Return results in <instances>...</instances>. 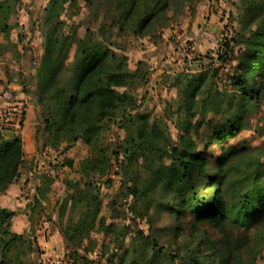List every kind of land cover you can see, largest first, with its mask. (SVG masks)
<instances>
[{
    "label": "rangeland",
    "instance_id": "1",
    "mask_svg": "<svg viewBox=\"0 0 264 264\" xmlns=\"http://www.w3.org/2000/svg\"><path fill=\"white\" fill-rule=\"evenodd\" d=\"M50 1L19 0L15 3L13 13L8 15L13 28L8 40L0 34V67L7 65L10 59H18L21 51L33 54L37 60L42 58L45 40L42 23ZM35 2L37 5L32 7ZM120 4L121 0H92L91 3L66 0L62 3L60 20L64 22L65 35L73 39L67 65L73 63L79 41H101L114 57L112 65L124 63L128 73L137 72L132 85L117 89L132 99L131 107L135 109L128 112L135 119L122 123L119 114L105 124L96 147L87 146L81 140L70 146L66 153L63 152L66 142L57 151L45 149L35 133L32 159L25 155L19 177L11 185L17 192L9 195L6 202L3 196L11 186L0 194V208L17 213L12 221V232L27 235L35 241L32 250L13 249L10 256L13 264H129V254L138 247L148 249L147 261L155 258L154 254L159 251L163 254L150 264H169L171 255H183L186 250L197 248L199 238L205 237L217 245L221 242L222 235L217 230L207 224H193L188 212L176 221L165 211L164 205H171L173 196L169 199L159 191L147 190L151 162L152 159L157 161L158 156L149 160L134 158L130 163L120 144L134 136L140 125L139 115L146 116L148 133H153L160 149L177 146L181 138L189 137L196 145V153L208 161L209 175L220 159L221 147L245 150L244 157L239 159L244 161L243 164L250 158L264 164V90L257 97L258 101L248 105L242 129L221 145L209 141L221 116H214L212 112L202 115L208 92L216 94L222 103L231 98L226 94L233 92L228 77L240 66L244 47L232 42L227 49L225 44L245 30L243 0H167L164 20L158 21L143 36L119 21ZM22 18L27 24L30 21V28L26 29L27 24H23ZM19 73L17 70L11 75ZM143 74H146V80L141 79ZM201 75L206 76V81L197 92L190 114L185 106V100H189L185 91ZM16 78L18 81L19 76L13 80ZM4 93L13 97L15 92L5 87L0 91V98L4 99ZM224 109L225 105L222 114ZM1 111L0 141L21 137L24 109L14 111L8 107ZM39 113L38 110L35 132L41 129ZM187 122L192 123V127L185 131L181 124ZM100 154L110 157L107 173L86 177L83 165L89 160L105 157ZM165 162L168 166L172 160ZM68 181L92 183L100 193V212L96 225L81 244L82 258L72 254L62 229L78 223L87 211L82 206L74 210L69 206L62 218L63 228L58 222L61 201L70 193ZM133 186L137 187L135 194ZM40 187L41 197L38 194ZM38 197L40 202H37ZM180 225L183 232L178 236L176 228ZM231 235L233 243L242 247L240 257L244 264H264V225L248 231L237 228ZM155 243L158 251L153 247ZM44 246L50 253L48 256L42 251Z\"/></svg>",
    "mask_w": 264,
    "mask_h": 264
},
{
    "label": "trees",
    "instance_id": "2",
    "mask_svg": "<svg viewBox=\"0 0 264 264\" xmlns=\"http://www.w3.org/2000/svg\"><path fill=\"white\" fill-rule=\"evenodd\" d=\"M17 1L0 0V34L7 40L13 29L8 22V15L13 13ZM65 2L51 0L45 9L42 23L44 54L35 75L41 127L36 132L37 141L40 140L45 149L55 151L66 142L64 153L81 140L87 146L96 147L105 124L119 114L122 123L134 121L135 117L132 118L128 112L134 108L131 107L132 99L117 89L132 85L137 75V72L130 74L124 70V63L112 65L114 57L101 41H79L74 61L67 65L73 39L65 35L64 22L60 20L62 3ZM167 7V0H121L118 18L123 26L143 36L158 21L164 20ZM243 7L245 30L225 44L227 49L232 42L244 47L239 59L240 66L228 77L233 92L226 94H230L231 98L222 103L216 94L210 95L208 92L209 98L202 111L203 116L210 112L214 116H221L214 135L209 139L218 145L242 129L248 105L256 102L264 90V0H243ZM143 78L146 80V74L142 75ZM205 81L206 76L201 75L194 81V86L189 84L190 87L185 91L189 99L185 100V106L190 114L195 106L197 92L202 90ZM223 105L225 109L222 114ZM139 117L140 125L134 136L120 144L130 163L139 157L149 160L154 155L158 156L157 161L152 159L151 162L147 190L159 191L169 199L173 196L172 204H165L164 210L170 212L176 221H180L188 212L193 224H207L222 235L218 245L205 237L199 238L197 248H190L183 255H171L168 257L169 264H244L240 257L242 247L233 243L231 233L237 228L248 231L264 225V164L254 158L243 164L244 161L239 159L244 157L245 150L221 147L220 159L214 172L209 175L208 161L196 153V145L189 137L181 138L177 146L169 148L170 151L160 149L153 133H148L146 116ZM181 125L185 131L192 127L190 122ZM104 156H101L104 157L101 160H89L83 165L86 177L107 173L110 157ZM24 158L21 137L0 141V194L6 192L19 177ZM167 159L172 160L168 166L165 162ZM67 186L70 193L61 201L58 222L62 227V218L69 206L72 210L82 206L87 211L78 223L62 229L72 254L81 257V244L96 225L100 212V193L92 183L68 181ZM135 189L137 187L133 186L134 194ZM38 194L42 196L41 187ZM16 215L14 211L0 208V264H13L10 256L14 248L32 250L35 247L34 239L12 232V221ZM182 232L183 227L180 225L176 228V235ZM18 244L20 246L17 247ZM157 246L156 243L153 245L155 251H158ZM147 251L146 247L133 248L129 254V264H150L163 256L159 251L154 254L155 258L147 261Z\"/></svg>",
    "mask_w": 264,
    "mask_h": 264
},
{
    "label": "crops",
    "instance_id": "3",
    "mask_svg": "<svg viewBox=\"0 0 264 264\" xmlns=\"http://www.w3.org/2000/svg\"><path fill=\"white\" fill-rule=\"evenodd\" d=\"M41 2L42 0H39V3ZM36 5L37 3L35 2L32 7H35ZM23 21V24H27L26 19H23ZM28 22L29 23L26 25V29L30 28L31 23L30 21ZM17 58L18 59L8 60L7 65H2L0 67V91L2 89H5V87H8L9 89L14 90L15 92L13 94L12 99H5L7 100L5 101L4 99L0 98V115L2 113L1 110H3V108L7 110L8 107H12V110L14 111L24 109L25 116L24 121L22 123L23 127L20 135L23 141L24 153L28 159H32V152H34L36 133L35 125L36 120L38 118V105L36 98L37 80L35 78V75L37 68L40 64L41 58L37 60V58L34 57L33 54H30L29 52L25 53L24 51H21L20 55ZM21 65L23 66V71ZM17 70H20L19 75H11L12 73H16ZM18 76V81L17 78L13 80V77ZM12 188L13 186H11L6 192L7 195L3 196V201L6 202V200L10 199L9 195L15 194L17 192L15 189ZM22 225H24V222ZM42 251H45L47 256L50 254L47 252L48 250L45 249V246L42 247Z\"/></svg>",
    "mask_w": 264,
    "mask_h": 264
},
{
    "label": "built area",
    "instance_id": "4",
    "mask_svg": "<svg viewBox=\"0 0 264 264\" xmlns=\"http://www.w3.org/2000/svg\"><path fill=\"white\" fill-rule=\"evenodd\" d=\"M4 99H12V97L9 95V93H4Z\"/></svg>",
    "mask_w": 264,
    "mask_h": 264
}]
</instances>
